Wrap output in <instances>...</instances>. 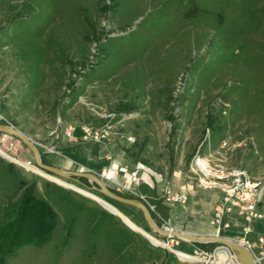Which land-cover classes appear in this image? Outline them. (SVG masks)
I'll use <instances>...</instances> for the list:
<instances>
[{"label": "rangeland", "instance_id": "rangeland-1", "mask_svg": "<svg viewBox=\"0 0 264 264\" xmlns=\"http://www.w3.org/2000/svg\"><path fill=\"white\" fill-rule=\"evenodd\" d=\"M0 124L44 165L95 176L168 231L196 234L204 211L167 201L166 183L219 190L198 156L258 181L264 212V0H0ZM0 148L37 168L18 138L0 132ZM25 167L0 156V237L26 231L9 225L20 212L34 236L10 255L0 244V264H239L221 244L155 234L86 178Z\"/></svg>", "mask_w": 264, "mask_h": 264}, {"label": "built area", "instance_id": "built-area-1", "mask_svg": "<svg viewBox=\"0 0 264 264\" xmlns=\"http://www.w3.org/2000/svg\"><path fill=\"white\" fill-rule=\"evenodd\" d=\"M74 131L71 127L66 128L62 135L71 138ZM79 131L83 140H100L101 133L93 131L89 127H82ZM0 151L8 156L0 154L5 160L26 168L19 163L22 161L18 158L16 149H13L12 154H8L7 149L0 148ZM201 159L204 160L199 156L194 159L192 167L196 168L197 173L204 179L209 180L210 185L221 191V198L213 208L210 222L213 226L214 237L218 238L223 231L237 227L241 237L235 241L253 255L256 260L255 264H261L264 262V212L259 209L263 196L262 185L250 178L242 169H228L219 164L212 166L207 161L201 165L199 163ZM26 164L32 166L30 162H26ZM129 181L135 182L136 178L133 177ZM121 187L127 189V185ZM163 196L167 201L176 204H184L188 199V195L184 191L174 192L168 183L163 188ZM256 225L260 226V230H255ZM253 235L257 240L251 243L250 239L253 238ZM254 250H257L256 254L258 255L254 254ZM230 255L231 260H234V256L231 253Z\"/></svg>", "mask_w": 264, "mask_h": 264}, {"label": "water", "instance_id": "water-1", "mask_svg": "<svg viewBox=\"0 0 264 264\" xmlns=\"http://www.w3.org/2000/svg\"><path fill=\"white\" fill-rule=\"evenodd\" d=\"M0 132L9 134L13 137L18 138L20 141H22L32 152L35 163L38 169L45 171L47 173L53 174L55 176H58L63 179H68L74 182H77V177L86 178L90 180L91 182L95 183V185L98 187L97 191L101 193L102 195L117 201L119 203L134 207L139 209L145 220L148 224L149 228L157 235L164 237V238H175L182 241H189L192 243H212V244H221L222 246L226 247L231 254L234 256V258L239 262V264H253V257L252 254L249 253L244 247L238 245L237 243H233L231 241H227L225 238L222 237H205V236H198L195 234L187 233V232H178V231H168V229L160 228L154 219L152 218L148 207L143 204L140 201L124 198L121 196H118L116 194L111 193L105 185L95 176L89 174V173H80V172H71L66 171L62 169H58L52 166L44 165L40 160V155L37 150V148L34 146V144L24 135H22L20 132L15 130L14 128L7 126V125H1L0 124Z\"/></svg>", "mask_w": 264, "mask_h": 264}, {"label": "crops", "instance_id": "crops-1", "mask_svg": "<svg viewBox=\"0 0 264 264\" xmlns=\"http://www.w3.org/2000/svg\"><path fill=\"white\" fill-rule=\"evenodd\" d=\"M183 191L188 194L187 202L189 201V205L191 206L189 211L191 215H195L199 211H204V214L200 217V223L197 226L198 229L195 231V235L211 237L209 217L212 209L221 198V192L217 189L214 191H204L202 189L197 191L193 185L188 183L183 185ZM255 230H260V226L256 225Z\"/></svg>", "mask_w": 264, "mask_h": 264}, {"label": "trees", "instance_id": "trees-1", "mask_svg": "<svg viewBox=\"0 0 264 264\" xmlns=\"http://www.w3.org/2000/svg\"><path fill=\"white\" fill-rule=\"evenodd\" d=\"M31 198L28 200L29 202L27 201V208L29 210L35 209L36 207L35 205L38 203L36 200H32ZM22 220H23V213L20 212L16 215L15 219H13L10 222L11 224L9 225L12 226L23 225L25 227L24 230L26 231H23V233L19 232L18 235L16 236H14L15 234L14 235L12 234V237L10 238L7 236L3 237L2 235L0 237V244L4 248L6 247L5 251L8 253V255H10L21 244H24L25 242L30 241L32 240V238H34V236L30 234L31 233L30 225L27 224L26 221L24 222V224H22ZM50 227H52V225H49L46 230H48Z\"/></svg>", "mask_w": 264, "mask_h": 264}, {"label": "bare ground", "instance_id": "bare-ground-1", "mask_svg": "<svg viewBox=\"0 0 264 264\" xmlns=\"http://www.w3.org/2000/svg\"><path fill=\"white\" fill-rule=\"evenodd\" d=\"M203 164V163H202ZM201 164V165H202ZM25 166H27V167H29L34 173H36V174H40L41 172V170L40 169H38V168H36V167H34V166H30V165H27V164H25ZM40 172V173H39ZM170 231H174V230H170ZM169 231V232H170ZM227 241H231V242H233V243H237L238 245H240L238 242H234V240L232 239V238H228V239H226ZM241 246V245H240ZM253 257V256H252ZM235 259V258H234ZM236 260V259H235ZM255 258H253V264H255ZM239 263V262H238Z\"/></svg>", "mask_w": 264, "mask_h": 264}]
</instances>
